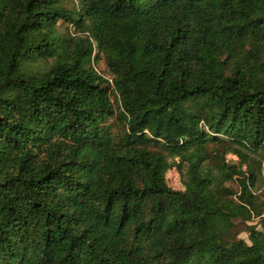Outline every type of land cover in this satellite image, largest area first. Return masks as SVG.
I'll use <instances>...</instances> for the list:
<instances>
[{
	"label": "trees",
	"instance_id": "obj_1",
	"mask_svg": "<svg viewBox=\"0 0 264 264\" xmlns=\"http://www.w3.org/2000/svg\"><path fill=\"white\" fill-rule=\"evenodd\" d=\"M263 158L264 0H0V264H264Z\"/></svg>",
	"mask_w": 264,
	"mask_h": 264
},
{
	"label": "rangeland",
	"instance_id": "obj_2",
	"mask_svg": "<svg viewBox=\"0 0 264 264\" xmlns=\"http://www.w3.org/2000/svg\"><path fill=\"white\" fill-rule=\"evenodd\" d=\"M94 65H95V67L97 68V70L99 72H101L102 74L108 76V74H107V72L105 70V66H104V64L102 62H99V63L94 64ZM259 153H260V155H263V152H259ZM257 157L259 158V156H257ZM226 158L228 160H230L231 162H234V163H238V161H239L238 157L235 156L234 154H231V153L226 154ZM263 165H264V158L262 159V168H264ZM242 167L245 168V164H243ZM166 180H167L169 185H171V186H173L175 188H177V187L179 188V187L183 186L181 181H180V172L175 166L171 167V168H169L167 170V172H166ZM261 183L263 184L262 186H264V181L263 180L261 181ZM229 184L233 188H236V186H237L235 182H230ZM259 185H260V183H259ZM243 227L244 226L241 225V224H239L237 226V230H239L238 237H241V238H244L245 240H247V232H246V230H244Z\"/></svg>",
	"mask_w": 264,
	"mask_h": 264
}]
</instances>
